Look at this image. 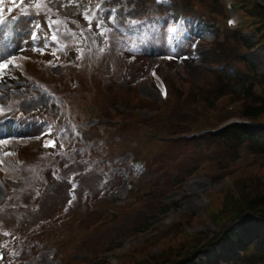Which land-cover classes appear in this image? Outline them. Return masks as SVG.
Returning a JSON list of instances; mask_svg holds the SVG:
<instances>
[{
	"label": "rangeland",
	"instance_id": "374dc122",
	"mask_svg": "<svg viewBox=\"0 0 264 264\" xmlns=\"http://www.w3.org/2000/svg\"><path fill=\"white\" fill-rule=\"evenodd\" d=\"M230 1L226 0V3ZM74 2L75 0H28L29 6L37 10L36 13L53 22L52 25L55 32L62 30V27L64 29V25L66 27L67 25H74L80 33H83L80 35L79 41L76 36L69 40V43L74 44L81 53L76 65H80L83 70H87L89 53L94 52L98 57L94 82L95 86L99 88L100 97H97L99 95L98 89L91 90L90 86L87 85L88 75L78 76L81 86L76 89L75 85L66 86L64 83L66 81L60 76L58 69L47 67L43 68L46 69V72H44L41 68H34L36 75L45 83L41 82L46 84L51 90L56 91L71 106L67 108L68 104L66 103L65 110L61 113H55L54 117L63 121L64 127L68 126L66 117L69 110L77 114L83 121L92 120L91 117H95L102 122L103 118H105L103 108L110 106H114L116 109L113 110V114L116 115L117 121L123 119L124 114L128 115V117L113 130L110 129L112 123H104L108 129H104L103 133L111 130V134L108 143H105L106 148L102 154L91 152L84 156L75 155L73 150L66 151L63 154L65 158L62 161L60 158H46L36 153L35 146L29 144V148L34 152V155L29 157L27 153L24 154L30 161L27 176L19 175L17 180L19 183L6 181L7 186L11 187H19L25 182V188L19 192L17 208L12 205V208L2 217L5 221L0 223V229L4 232L7 242L12 244V251L18 256L27 254L28 258L25 261L32 264H59L58 257L54 258L50 255L52 252L43 253L44 248L47 251V249L55 245L60 246L69 253L67 264H69L71 259L70 264L73 261H76V264H96L100 258L107 255L106 252H103L110 248L117 234L110 235L107 230L98 232L95 228V222L102 218L104 214L101 212L106 207L115 205V203L119 205L129 203L127 195L132 190L128 187V183L135 184L137 175L127 184L125 180H127L129 172L133 170L132 161L134 160L132 159L139 154L142 157L146 143L140 130L142 127H148L145 125L144 119H148L154 114L160 115L159 112L151 113L147 109L138 108L139 105H142L139 99H148V102L154 103L156 107L159 99H161L152 83L151 73L156 72L167 76L175 92L181 91V88H183L186 94L191 92L192 87L198 91L203 85L215 86L216 84L215 79L204 71V65L199 63L198 58L195 56L180 54L169 57L164 55L161 49L152 46L143 47L142 50L134 52V45L130 44L126 47L127 39L114 34L116 32L114 26L109 23L112 15L110 11L102 10V19L97 23H87L78 19ZM193 3L202 4L200 13L214 9L211 0H193ZM2 4L4 5V3H1V6ZM122 6L130 15L131 7L126 5V3ZM85 11L89 16L93 15L90 10L85 9ZM145 16H148V14L145 13L141 17ZM30 18L31 15L28 14L8 19L6 29L0 33V64L9 60L14 61L9 63V70L5 68L7 69L5 71H9V75L11 74L10 76L6 77L3 74V68H0V105H6L9 102L11 93L16 92L18 95H23L27 89L33 86L22 75L25 67L22 59L18 58L24 51L23 47L20 46V40L24 39L28 33L30 34L28 30ZM43 25V21H36L31 26L42 29ZM93 31H97V33H93ZM60 32L62 33V31ZM191 33L209 42H214L217 36L214 32L205 31L201 26H198ZM57 34L59 35V33ZM95 34L101 36L99 44L94 41ZM251 35L252 32L246 34V38H251ZM48 39L53 42L51 43L52 45L58 42L52 39L51 34L48 35ZM235 47L236 51L243 55L244 47L237 41ZM105 53L111 54L110 61L106 63L103 57ZM245 59L247 64L254 66L258 77L264 76V46L253 50ZM52 60L46 65L56 63L57 58ZM35 61H37V58ZM111 62L117 74H113V79L108 78L112 70L111 64H109ZM38 63L41 64L43 62L39 60ZM65 64L67 62H63V65ZM246 68L251 71L249 67ZM77 82L79 83V80ZM103 86H110V89L105 91ZM129 86H132L131 90H128ZM240 92V87L235 86L233 89L235 99L242 100L239 95ZM50 100L52 98L46 95L31 96V98L23 100L20 111L24 115L35 111L42 112L48 108ZM175 100L176 97L174 95L172 104L175 103ZM220 115L219 108L207 113H192L186 119L185 126L189 129L194 128L199 124V118L207 122H215ZM167 117V115L161 116L164 119ZM122 125L123 128L120 130ZM103 128L100 126L93 130L99 129L101 134V129ZM165 132L167 134L171 131ZM70 135H72V131ZM18 147L17 144L0 145V157L3 151L4 155H12L17 151ZM19 150L18 154L22 155ZM157 150V146H152L147 151V154L140 158L148 161V157L155 153L150 162L156 174L154 180H152L155 183H164L170 176H175L176 174L187 175L188 172L195 170L204 161L209 162L210 173L217 171L219 168V162L210 158L214 147L209 146L205 141H201L197 148L171 143L164 145L158 152ZM197 152L204 156L205 159L201 161V158L196 154ZM224 153L227 152L223 149L218 150L216 158L227 156ZM262 164L263 162L258 158L255 161L250 156H247V158L242 156L240 161L237 162L227 159L223 163V166H225L223 172L229 174L234 171L233 173H236L239 177L232 180L236 194H243L246 197L249 195L258 197L259 195H264V168ZM156 169L159 171L158 173L155 172ZM204 170L207 172L206 169ZM252 173L257 177H248ZM20 179H23V181ZM219 180L220 178L217 179V181ZM149 181V178H144L143 181H140L141 188L146 189L145 192L147 193L144 200L139 205L128 207L124 211V215L118 225L114 226V228L126 224L127 215L134 214L137 216L141 208L142 210H147V206L150 204L148 199L150 194L148 198L147 195L152 190V185ZM212 181L215 180L211 176L208 178V175L197 174L193 179L188 176L185 184L179 186L170 199L171 201H177L181 205L179 210L171 211V218H176V222H179L182 215L191 214L192 217L190 219L195 216L196 218L194 224H191L190 231L196 236L199 235L200 238L201 236L202 238L215 236L220 232L213 222L202 221L205 219L206 214L212 215L215 208L220 207V197L218 202H216L215 192L220 190L221 182L213 185ZM155 188L157 190L160 189L157 185ZM7 194L8 189H4L0 185V204ZM207 196L214 198L209 208L208 201L211 200V197ZM153 200L157 203V200L154 198ZM197 215H199V218H197ZM150 217L156 216L152 213ZM254 220L247 219L242 224H237L234 227L236 236L221 244H215L213 250L201 256L199 261L206 264H209V262L210 264L225 263L234 255L237 242L238 245L242 243L252 245L258 242L260 247L264 248L261 246L262 242H264V232L260 229L252 228L251 225H255ZM155 222L157 220L153 219L151 224ZM168 222L158 223L156 229L165 227ZM118 230L122 231L120 228ZM74 234H76V240L79 244L71 250V247L66 245L75 242V239L71 237ZM68 237L71 238L67 242ZM139 237L137 235L126 239L131 241L129 243H132V249L143 242L142 239L138 240L141 238ZM167 239L168 243L161 242L153 249L147 251L149 258H152L154 254L157 256L156 259L165 258L166 254L164 252L168 247L173 243H179L176 235ZM92 252L99 253L101 256L95 257Z\"/></svg>",
	"mask_w": 264,
	"mask_h": 264
},
{
	"label": "trees",
	"instance_id": "16d2710c",
	"mask_svg": "<svg viewBox=\"0 0 264 264\" xmlns=\"http://www.w3.org/2000/svg\"><path fill=\"white\" fill-rule=\"evenodd\" d=\"M180 1L184 5V8L189 12L192 11L195 5L201 7L199 3L194 4L193 0H180ZM134 2L135 5L138 6V9L135 10L134 13L139 15L140 11L142 10L143 0H136ZM252 11L253 14L263 19L262 23L264 25V5L254 2ZM234 37L235 38L231 39V42L235 40L241 46L243 47L245 46V48L251 46V43L249 41L242 42L238 37V35H235ZM142 40H144L143 34H142ZM185 42H188V40L185 39ZM227 50L231 51L232 55H234L236 52V48L230 45L222 46L216 43L213 45L212 49L206 50L205 53H201L200 59L203 63L209 62L216 66V67L212 66L215 68L208 71V73H210L212 77L215 79V83H216L215 86L203 85V87L208 88L210 91L207 94L202 93L203 87L201 89L199 88L198 91L194 89L192 93L189 95H186L182 91L175 92V94L177 95L175 106L169 112V116L166 120L157 121L156 126L159 129H161L164 132L171 131L168 132V134L171 135H178L180 133L188 132L190 129L185 127V124H186V119L189 117V114L192 113L199 114L200 112L198 110V107H203L205 110H209L213 108L214 101L218 98V96L219 95L224 96L225 94L228 93V83L226 82H230V81L227 80V77L231 76L232 74H236L238 76V73L236 71L228 72V68L233 66V64L231 63L233 56H229V55L226 56ZM44 72H46V70ZM31 73L36 75L34 69L31 70ZM63 78L66 81V78L65 77ZM237 82H240V80ZM64 83L66 84V86H68L67 81ZM243 93H245L246 97H245V104L241 112V116L251 119L253 121L261 120L264 117V98L259 97L258 95L253 93L252 87L250 85L245 87ZM108 108L109 107L103 108V113L104 116L106 117L109 116ZM206 142L208 143L209 146L214 147V151L211 153L210 158L213 160H217L220 165H222L227 159L234 160L239 155V149L245 144L248 145V149L253 154L264 157V140L253 136L251 137L247 136L244 129L241 128L236 127L227 130L220 135L209 136L208 138H206ZM189 144L195 148L199 145L197 141L189 142L188 140H181L176 142V145L187 146ZM221 149L227 152L224 153L227 156H224L223 158H216L218 155V150ZM197 155L200 158L205 159V157L198 152ZM214 175H216L215 172ZM184 181H185L184 177H180V175H178L176 177H169L168 180L164 183L154 182L157 186L160 187V189L151 192L149 199L153 198V195L154 196L157 195L159 197L158 203L150 201V204L148 206V212H144L143 217L141 212L136 217V219H134L131 223H126L122 226L116 227L112 230V232L114 234L116 233L119 238H124L135 235L143 231L145 229L144 227L145 225L142 224V220H147L148 215H150V213H153L152 211L155 210L154 211L155 213L158 209V206L162 204V201L160 200L161 199L164 200L168 195L167 194L168 192L172 191L179 184L184 183ZM159 191H161V193H159ZM242 196L243 199L240 202L241 203L240 205H238V201L236 200L235 206L231 208H227L226 210H224L223 214H226L227 212L229 213L233 212L232 214H241L244 212L264 210V195H259L258 197L249 195L246 197L242 194ZM230 216L231 215L228 214L225 217L228 218ZM119 228L122 229L121 232L118 230ZM180 257H177L176 252L170 249L166 253V258H163L162 260H165V264H171V263L173 264V262ZM159 261L161 260H158V263H160ZM263 262H264V253L258 252L255 249H248L245 251V256L242 263L261 264Z\"/></svg>",
	"mask_w": 264,
	"mask_h": 264
},
{
	"label": "snow or ice",
	"instance_id": "6c2138e0",
	"mask_svg": "<svg viewBox=\"0 0 264 264\" xmlns=\"http://www.w3.org/2000/svg\"><path fill=\"white\" fill-rule=\"evenodd\" d=\"M110 11L115 12L116 9H111ZM110 20H111L113 23H115V16H114V15L111 16V17H110ZM137 23H138V21H136V20H132V21H131V24H132L133 26H135ZM37 27H39V26H37ZM171 31L174 33V32L177 31V29H176L175 27H172V28H171ZM32 39H33V40L36 39V35H35V34L32 35ZM52 39L55 40L56 37L53 36ZM13 62H14L13 60H9V61H7L6 63L0 64V68H7V67H8V64H9V63H13ZM0 114H2V115H7V113L3 112V109H0ZM46 146L55 147V142H54V141H50L49 145H46Z\"/></svg>",
	"mask_w": 264,
	"mask_h": 264
}]
</instances>
